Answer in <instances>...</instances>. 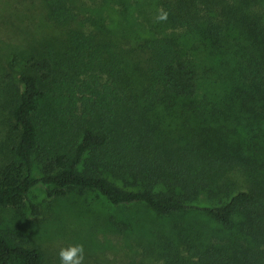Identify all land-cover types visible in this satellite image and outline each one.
Here are the masks:
<instances>
[{
	"label": "trees",
	"instance_id": "trees-1",
	"mask_svg": "<svg viewBox=\"0 0 264 264\" xmlns=\"http://www.w3.org/2000/svg\"><path fill=\"white\" fill-rule=\"evenodd\" d=\"M40 1L64 37L16 51L17 79L5 69L0 217L26 206L40 215L38 185L51 198L95 191L116 206L218 225L216 234L179 223L132 264H264V0H161L168 26L218 42L229 58L212 97L203 84L214 71L174 36L133 45L70 0ZM0 264L47 263L0 227Z\"/></svg>",
	"mask_w": 264,
	"mask_h": 264
},
{
	"label": "rangeland",
	"instance_id": "rangeland-1",
	"mask_svg": "<svg viewBox=\"0 0 264 264\" xmlns=\"http://www.w3.org/2000/svg\"><path fill=\"white\" fill-rule=\"evenodd\" d=\"M70 1L82 15L91 17V22L106 24L116 37L127 43L136 45L149 35L174 36L194 61L214 71L211 79L203 84L206 93L212 97L225 88L224 62L230 60L221 52L219 43L204 40L188 29L157 22L155 17L162 9L161 0ZM55 28L48 22L46 7L40 0H0V162L5 150L3 142L7 128L4 122L8 121L10 104V95L3 90L5 69L13 71L17 79L22 63L11 69L14 53L33 42L51 43L63 38L64 33ZM36 175L42 176L38 164ZM115 181L127 188H137L132 179L128 184L121 179ZM31 196L41 206V214L34 215L29 206L20 211L3 209L0 227L38 245L47 264H60V248L75 244L84 246V264L140 262L145 258L143 252L157 241L158 234L170 237L179 223L217 234L214 229L218 225L200 214L162 217L142 205L116 206L95 191H70L64 198H51L46 188L38 185ZM151 261L162 264L154 259Z\"/></svg>",
	"mask_w": 264,
	"mask_h": 264
},
{
	"label": "clouds",
	"instance_id": "clouds-1",
	"mask_svg": "<svg viewBox=\"0 0 264 264\" xmlns=\"http://www.w3.org/2000/svg\"><path fill=\"white\" fill-rule=\"evenodd\" d=\"M157 22H166L168 13L161 9L155 17ZM60 264H84L85 249L82 244L70 245L62 247L59 250Z\"/></svg>",
	"mask_w": 264,
	"mask_h": 264
}]
</instances>
